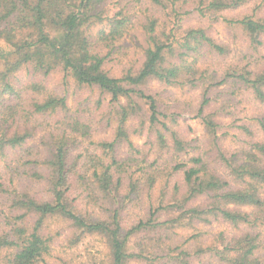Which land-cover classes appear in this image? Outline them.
I'll use <instances>...</instances> for the list:
<instances>
[{
    "label": "trees",
    "instance_id": "1",
    "mask_svg": "<svg viewBox=\"0 0 264 264\" xmlns=\"http://www.w3.org/2000/svg\"><path fill=\"white\" fill-rule=\"evenodd\" d=\"M263 37L264 0H0V264H52L55 219L99 237L100 264H264ZM71 83L94 97L71 106Z\"/></svg>",
    "mask_w": 264,
    "mask_h": 264
},
{
    "label": "rangeland",
    "instance_id": "2",
    "mask_svg": "<svg viewBox=\"0 0 264 264\" xmlns=\"http://www.w3.org/2000/svg\"><path fill=\"white\" fill-rule=\"evenodd\" d=\"M254 1V0H253ZM252 6L250 2L245 5L243 8L239 10H233V12L227 13V15H237L239 12H246L248 8ZM222 17L218 16L217 21H210L208 24H211L212 32L216 38H218L221 42L229 44L232 52L234 51H243L248 48V41L245 38L244 34L237 28H232L225 25L221 21ZM189 25H197L200 23H206L207 21L196 20L195 18H190L187 21ZM125 46L124 51L126 52L128 48H130V54H133V60L136 61L138 65L141 61V56L139 53V44L137 41L129 39V37H125L122 41ZM129 50V49H128ZM123 52H120L122 54ZM255 56H259L261 59V63L264 64V37L262 45L255 51ZM123 58H127V53H123ZM129 55V54H128ZM127 60L122 61L126 62ZM111 63L107 64V67H110L111 70L115 71L119 68L118 65ZM120 63L119 65H121ZM113 66V67H111ZM115 67V69H114ZM62 73L56 72L53 73L49 77H45V81L48 82L50 87L56 88V90L60 91L63 88L62 84ZM151 87L155 90L157 89V83H152ZM67 96L68 101L71 106H79L81 101L87 96L94 97L87 89L81 88L79 89L74 84H68L67 87ZM172 89V88H171ZM181 90H169L170 94L174 96L188 97L192 98L195 102L196 99L194 96L197 95L195 91L183 92ZM96 96V93H95ZM84 102V101H83ZM257 106H250V103L245 105L243 104L241 108L244 110V114L250 115L254 108ZM256 109V108H255ZM94 116L96 113H93ZM180 132L184 135L188 140H191V143H196L200 146L205 144V134L203 125L199 119V117H195L194 114L188 112L187 110H183L180 116ZM100 135V134H99ZM99 135H96L99 137ZM136 144L142 146L143 138L141 136H133L132 137ZM195 151V149L191 150ZM48 230V229H47ZM49 231L54 236L53 247L49 254V261L52 264H62L61 262L67 261L71 264H100L105 259L106 248L104 242L97 236H86L78 239L73 235V229L68 225V223L63 219H55L51 220L49 224Z\"/></svg>",
    "mask_w": 264,
    "mask_h": 264
}]
</instances>
